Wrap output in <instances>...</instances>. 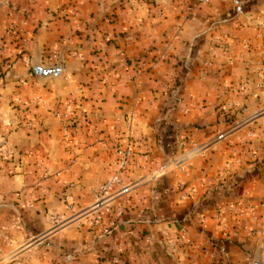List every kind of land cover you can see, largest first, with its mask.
Instances as JSON below:
<instances>
[{"label": "crops", "instance_id": "0c3cea01", "mask_svg": "<svg viewBox=\"0 0 264 264\" xmlns=\"http://www.w3.org/2000/svg\"><path fill=\"white\" fill-rule=\"evenodd\" d=\"M13 2L0 9V62L10 11L30 30L27 56L63 68L41 83L26 56L0 77L5 264H160L169 240L181 264H253L264 167L252 161L262 157L243 148V127L210 140L264 105V0ZM58 103L68 120L55 117ZM129 135L134 188L100 228L50 233L94 203Z\"/></svg>", "mask_w": 264, "mask_h": 264}, {"label": "rangeland", "instance_id": "374dc122", "mask_svg": "<svg viewBox=\"0 0 264 264\" xmlns=\"http://www.w3.org/2000/svg\"><path fill=\"white\" fill-rule=\"evenodd\" d=\"M15 1V0H12ZM12 1L6 2L4 0H0V9L3 10L6 6H9V8H13V11H16L17 6L12 3ZM17 13V12H16ZM16 13L8 11L9 17L11 16V25L8 27L5 35L3 38H6L5 43H9L8 46V53L5 57H3L2 62H0V77L3 76L5 73H7L8 70H11L14 68V66L17 65V61L20 58H25L27 55L30 54L28 45L29 40L31 38V33L29 32V28L27 29V25L24 27L21 26L22 23V16L20 17ZM29 17L26 15V19ZM24 20V18H23ZM11 45V46H10ZM13 45V47H12ZM29 53V54H28ZM24 61H27V64L29 65L28 71L31 77L38 80L41 83H45L48 80H51L57 76L60 75L62 71V66L57 62H43V55L42 52L38 53L36 52L35 55L27 56ZM36 65H41L42 67H53L56 69H60L58 74H53L47 77H41L37 74ZM17 85L19 84L20 80H17ZM65 105L62 103H58L54 106L53 112L55 114V117L62 119V120H68L67 114L65 112ZM62 112V116H58L57 112ZM239 127L245 128V132L242 138L241 143H243V148L246 149L248 146V150H252V152H258L260 154L261 159H259V156L257 159L253 160L252 167H264V105L253 112H247V115L241 118L240 120H237L233 124L231 123L229 126L222 129L220 132L216 133L213 138H211L210 143L214 138H216L220 133L229 131L228 134L232 135L233 132L237 131ZM226 135V137L228 136ZM229 135V136H230ZM223 139V138H218ZM217 139V140H218ZM252 146V147H251ZM78 219L76 217H68V218H60L57 222H55L53 228L50 230V233L56 232L60 229L66 228L70 225H73L77 228H80L81 226H87L90 230H95L97 228H100L103 224V214L100 219V221H96L95 216L90 215V208L83 212V214L77 215ZM37 236H34L28 240V243L23 248L29 247L33 245L34 243H37L40 238H36ZM168 246H170V249H173L172 251L168 248V246H163L161 248L162 250V260L159 261L160 264H181L180 261H175L174 257L172 256V253L176 247V245H171L170 242L167 243ZM260 246L264 247V238L261 239L260 242H258L256 246V251L254 255L256 254L258 248ZM12 254L5 255L3 257H0V264H5V262H9L12 260ZM159 260V259H158Z\"/></svg>", "mask_w": 264, "mask_h": 264}, {"label": "built area", "instance_id": "2783aa9c", "mask_svg": "<svg viewBox=\"0 0 264 264\" xmlns=\"http://www.w3.org/2000/svg\"><path fill=\"white\" fill-rule=\"evenodd\" d=\"M213 0H195L196 5L211 3ZM246 0H231L233 5L241 9L245 4ZM261 26L264 28V20L261 21ZM58 116H62V112H57ZM228 130L220 133L215 139L224 138L228 134ZM8 153V151H5ZM116 153V164L117 168L113 172V174L105 180L97 190L96 199L94 203L89 207L90 215L95 216L96 221H100L104 209L111 203H113L117 198L122 195L127 194L134 188L133 182L125 181L128 171L130 170V166L132 164V160L136 153V141L135 139L129 135L126 140L118 144L115 148ZM10 173H14V169L10 168ZM263 204L260 203L259 207H262ZM258 207V206H257ZM256 206L252 208L253 211H256ZM259 220V230L262 234H264V213L257 216ZM58 219L55 220L57 222ZM240 218L235 220V224L240 225ZM171 245H176L175 240H169ZM225 264V263H224Z\"/></svg>", "mask_w": 264, "mask_h": 264}, {"label": "water", "instance_id": "95a60500", "mask_svg": "<svg viewBox=\"0 0 264 264\" xmlns=\"http://www.w3.org/2000/svg\"><path fill=\"white\" fill-rule=\"evenodd\" d=\"M37 74L41 77H47L53 74H58L60 69L53 67H42L36 65ZM253 264H264V247L260 246L255 254Z\"/></svg>", "mask_w": 264, "mask_h": 264}]
</instances>
